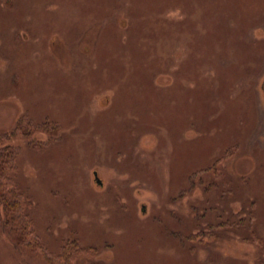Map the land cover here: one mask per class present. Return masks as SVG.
<instances>
[{"label":"rangeland","instance_id":"obj_1","mask_svg":"<svg viewBox=\"0 0 264 264\" xmlns=\"http://www.w3.org/2000/svg\"><path fill=\"white\" fill-rule=\"evenodd\" d=\"M9 1L0 131L22 116L60 128L36 133L37 151L11 142L46 251L77 240L98 255L76 264H264V0ZM253 198L261 245L189 240ZM16 249L0 226V264H49Z\"/></svg>","mask_w":264,"mask_h":264},{"label":"trees","instance_id":"obj_2","mask_svg":"<svg viewBox=\"0 0 264 264\" xmlns=\"http://www.w3.org/2000/svg\"><path fill=\"white\" fill-rule=\"evenodd\" d=\"M3 2L5 6L10 5L9 0H3ZM151 19L148 18L147 20L150 21ZM158 20L157 27L162 23L160 19ZM148 25H145V29L141 31L140 36L143 35L145 38L149 36V34L145 33L147 29H151ZM147 43L148 41L138 42L137 48L142 49L146 47L148 50ZM126 46H128V43L123 47ZM222 60L219 67L224 65ZM211 72L216 71L213 70ZM210 76L212 75L210 74ZM59 130V124L56 122H27L26 117L22 116L16 120L14 127L10 131H0V226L2 233L7 235V238L12 241L18 252L28 249L35 256L47 259L49 264H76L80 258L92 263L98 255V250L94 247L82 246L77 240L65 241L57 252L46 251V246L40 242L35 230L36 222L33 217L34 203L27 191L18 184L19 167L17 164L16 147L11 145L12 140L21 136L33 150L37 151L40 148V144L33 140V136L36 133H52L51 131H54L53 134L57 135ZM131 137L129 136L130 140L132 139ZM51 141H56V138L53 137L52 139L49 137L47 139V142ZM207 169L211 168H206L202 171L208 172ZM245 181L243 179L240 180V182ZM257 214L258 203L253 198L250 201L245 217L237 218V214H235L224 222L211 225L208 231L202 230L190 234L188 236L189 240L198 242L203 246H210L222 237L221 230H227L234 235H238L241 241L259 246L263 243V239L257 231Z\"/></svg>","mask_w":264,"mask_h":264},{"label":"water","instance_id":"obj_3","mask_svg":"<svg viewBox=\"0 0 264 264\" xmlns=\"http://www.w3.org/2000/svg\"><path fill=\"white\" fill-rule=\"evenodd\" d=\"M94 177H95L96 182H97L98 184H101L100 180H99L98 177H97V173H96V172H94Z\"/></svg>","mask_w":264,"mask_h":264}]
</instances>
